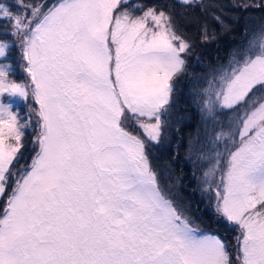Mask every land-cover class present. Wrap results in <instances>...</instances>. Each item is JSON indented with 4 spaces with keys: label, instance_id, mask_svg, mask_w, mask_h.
I'll return each mask as SVG.
<instances>
[{
    "label": "snow or ice",
    "instance_id": "snow-or-ice-1",
    "mask_svg": "<svg viewBox=\"0 0 264 264\" xmlns=\"http://www.w3.org/2000/svg\"><path fill=\"white\" fill-rule=\"evenodd\" d=\"M185 76L183 159L232 245L183 200L181 143L153 162ZM0 264H264V0H0Z\"/></svg>",
    "mask_w": 264,
    "mask_h": 264
},
{
    "label": "trees",
    "instance_id": "trees-1",
    "mask_svg": "<svg viewBox=\"0 0 264 264\" xmlns=\"http://www.w3.org/2000/svg\"><path fill=\"white\" fill-rule=\"evenodd\" d=\"M144 2L152 3L154 0H144ZM260 15L261 14L259 12H251L245 14V19L252 16L259 17ZM245 19H241L240 24L235 26L233 32L220 36L216 42L201 46L198 51L201 54L202 63L190 64L189 71L202 73L207 64H214L217 61H223L227 57L229 50L241 40ZM190 87L191 83L189 77L187 76L182 77L177 81L178 95L176 97L177 103L175 106L185 114L186 120L182 125V129L179 134L174 131L171 133V143L154 153L153 162L155 164L157 162L171 160V158L176 154L177 143H181V147L179 148V157L173 163V168L175 169L176 174L180 175L182 171L184 177V181L179 189V192L183 200L186 203H190L192 216L197 219L205 231L225 239L229 245H232L235 243L234 237L236 233L234 229L228 226L226 222L217 220L213 205L208 202L205 196H202L200 192V185L197 179L192 176L191 165L183 159V142L186 140L187 133L195 130L199 119L192 97L189 95Z\"/></svg>",
    "mask_w": 264,
    "mask_h": 264
}]
</instances>
